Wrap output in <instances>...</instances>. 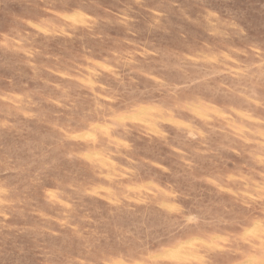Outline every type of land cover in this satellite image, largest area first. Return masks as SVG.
<instances>
[{
  "label": "rangeland",
  "instance_id": "374dc122",
  "mask_svg": "<svg viewBox=\"0 0 264 264\" xmlns=\"http://www.w3.org/2000/svg\"><path fill=\"white\" fill-rule=\"evenodd\" d=\"M0 264H264V0H0Z\"/></svg>",
  "mask_w": 264,
  "mask_h": 264
}]
</instances>
